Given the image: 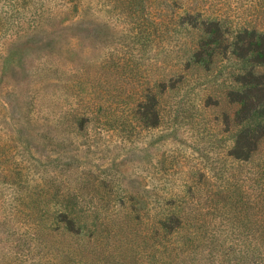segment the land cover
<instances>
[{"label": "rangeland", "instance_id": "1", "mask_svg": "<svg viewBox=\"0 0 264 264\" xmlns=\"http://www.w3.org/2000/svg\"><path fill=\"white\" fill-rule=\"evenodd\" d=\"M182 1L210 6L200 19L218 21L230 41L264 33V0ZM123 9L0 0V264L208 263L199 230L167 220L187 185L215 191L246 171L225 159L235 129L220 120L233 77L254 63L223 44L209 69L194 66L188 49L201 34L182 9ZM253 156L264 158V136ZM63 211L78 213L80 234L56 221Z\"/></svg>", "mask_w": 264, "mask_h": 264}, {"label": "trees", "instance_id": "2", "mask_svg": "<svg viewBox=\"0 0 264 264\" xmlns=\"http://www.w3.org/2000/svg\"><path fill=\"white\" fill-rule=\"evenodd\" d=\"M118 1L124 3L121 12L125 15L143 12L175 15L172 8L182 9L186 25L199 30L201 34L189 46L187 63L209 69L216 50L223 44L236 59L253 61L254 65L249 71L237 73L233 77V87L225 95L220 120L223 124H232L235 129L231 147L222 151L225 159L239 166L242 164L241 167H247L246 171L223 179L215 191L203 190L199 183L187 185L185 196L179 197V202L177 200L179 217L167 221L182 226L191 223L199 230L197 237L201 253L208 261L205 264H264V158L254 159L253 156L264 136V33L254 30L245 35L238 33L230 41L218 21L200 19L210 7L203 3L192 4L182 0ZM245 36L248 38L244 39ZM258 67L263 70L260 71ZM163 84L164 81L159 80L155 85V93L150 97L153 111L148 124L152 127L160 123L159 89ZM174 87L171 81L169 88ZM209 99L203 102L202 107L207 106L205 102ZM253 117L260 121L250 125ZM227 132L228 129L221 130L222 134ZM174 202L176 200H171V205ZM211 216L219 220L224 216L226 225H220L224 228H217L218 233L209 229ZM77 218V212L63 211L57 214L56 221L64 231L78 235L82 226ZM227 222L231 224L230 229H227Z\"/></svg>", "mask_w": 264, "mask_h": 264}]
</instances>
